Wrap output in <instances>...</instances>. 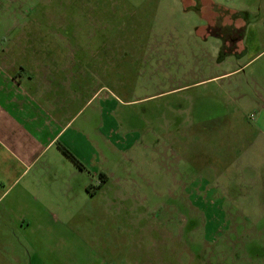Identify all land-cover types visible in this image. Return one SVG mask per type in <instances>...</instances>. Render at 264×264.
<instances>
[{"label":"rangeland","instance_id":"1","mask_svg":"<svg viewBox=\"0 0 264 264\" xmlns=\"http://www.w3.org/2000/svg\"><path fill=\"white\" fill-rule=\"evenodd\" d=\"M2 11L6 38L34 40L36 54L96 60V168L86 190L50 182L34 264H264V69L218 60L203 40L209 0H3Z\"/></svg>","mask_w":264,"mask_h":264},{"label":"crops","instance_id":"2","mask_svg":"<svg viewBox=\"0 0 264 264\" xmlns=\"http://www.w3.org/2000/svg\"><path fill=\"white\" fill-rule=\"evenodd\" d=\"M258 1L256 9L257 0H209L213 10L239 16L221 23L229 28L216 34L210 30L214 23L203 25V40L221 46L220 62L247 58L244 66L261 61L256 70L264 69V0ZM2 7L0 0V264H34L32 258L44 254L33 240L45 239L47 227L51 232L50 182L68 186L80 178L86 190L84 175L96 168V60L36 54L34 40L6 38L15 27L6 31ZM88 109L93 111L86 119ZM257 115L255 126L264 131L263 106Z\"/></svg>","mask_w":264,"mask_h":264},{"label":"trees","instance_id":"3","mask_svg":"<svg viewBox=\"0 0 264 264\" xmlns=\"http://www.w3.org/2000/svg\"><path fill=\"white\" fill-rule=\"evenodd\" d=\"M214 10H217L216 20L214 22V26L210 28L211 32L214 34L220 31H225L226 29L229 28L227 26H222L221 17H219L218 15L219 12L223 13V15L229 16L230 20H235L239 17L237 13H230L229 11L224 10L223 8L220 7H214ZM60 151L64 157L69 159L74 164V166H76V168H78L79 170L83 169V166L72 156V154L68 150L61 147Z\"/></svg>","mask_w":264,"mask_h":264},{"label":"built area","instance_id":"4","mask_svg":"<svg viewBox=\"0 0 264 264\" xmlns=\"http://www.w3.org/2000/svg\"><path fill=\"white\" fill-rule=\"evenodd\" d=\"M250 119H252V116H250Z\"/></svg>","mask_w":264,"mask_h":264}]
</instances>
